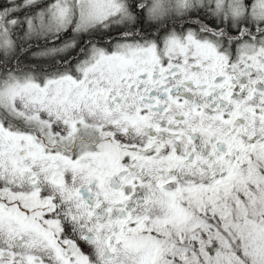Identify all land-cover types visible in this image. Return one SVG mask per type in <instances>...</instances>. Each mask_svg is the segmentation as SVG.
Masks as SVG:
<instances>
[{"label":"snow or ice","instance_id":"6c2138e0","mask_svg":"<svg viewBox=\"0 0 264 264\" xmlns=\"http://www.w3.org/2000/svg\"><path fill=\"white\" fill-rule=\"evenodd\" d=\"M0 264H264V0H0Z\"/></svg>","mask_w":264,"mask_h":264}]
</instances>
